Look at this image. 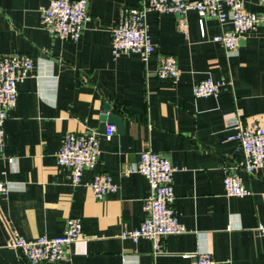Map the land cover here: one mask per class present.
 Segmentation results:
<instances>
[{"label": "crops", "instance_id": "1", "mask_svg": "<svg viewBox=\"0 0 264 264\" xmlns=\"http://www.w3.org/2000/svg\"><path fill=\"white\" fill-rule=\"evenodd\" d=\"M50 1L0 0V55L24 52L35 62L4 124L0 181L8 190L0 191V264H28L10 246L13 230L28 239L54 237L65 232L69 217L82 220L87 238L66 259L41 264H194L184 254L199 250L217 264H264V235L255 229L264 223V169L247 172L239 143L228 140L236 126L264 113V0H246L261 21L235 51L213 40L230 23L206 16L202 33L198 13L189 11L185 33L177 14L149 11L156 50L147 60L112 53L121 8L142 0H89L91 19L77 41L45 28L42 8ZM166 54L178 59L177 81L158 77ZM207 77L222 82L220 92L196 96L194 85ZM105 103L125 123L111 138ZM90 131L98 132L101 154L74 184L57 154L68 133ZM146 148L179 168L174 207L187 228L163 237L160 253L148 238L122 235L147 215L148 179L129 171ZM227 172L240 175L250 194L228 195ZM101 173L118 189L98 199L88 183Z\"/></svg>", "mask_w": 264, "mask_h": 264}, {"label": "built area", "instance_id": "2", "mask_svg": "<svg viewBox=\"0 0 264 264\" xmlns=\"http://www.w3.org/2000/svg\"><path fill=\"white\" fill-rule=\"evenodd\" d=\"M149 11L177 14L178 26L185 33L186 14L189 11L198 13L202 33L205 30L206 16L224 24L230 23L232 28L213 36V40L223 44L227 51L237 50L241 38L255 31L261 21L258 13L247 9L246 0H142L136 6H123L119 12L118 21L112 31V53L115 58L123 53H138L147 60L156 50L147 21ZM42 18L45 28L50 32L64 39L77 41L91 19L89 0H51L42 8ZM34 66L33 57L24 52L0 55V150L4 148V124L8 111L17 104L19 83L31 73ZM157 74L160 78L177 81L181 70L176 56H161ZM222 85V82L207 77L194 85V93L199 97L218 95ZM115 131L116 125L108 124L105 135L111 138ZM228 140L239 143L244 152L243 168L247 172L264 169V113L252 116L247 123L236 126V130L228 135ZM100 154L98 132H70L58 151L57 160L58 164L71 169L72 182L79 184L84 171L96 166ZM9 160L13 162L14 158ZM177 170L179 168L168 157L152 148L144 149L138 164L129 170L138 171L147 177L150 194L144 205L147 215L142 224L136 229L125 230L122 235L135 242L140 238L150 239L156 253L162 251L163 237L187 230L174 207V180ZM88 184L98 199L118 189V184L107 173L97 174ZM224 186L226 193L232 196H245L251 192L242 177L235 172L226 173ZM7 190L6 184L0 181V191L6 193ZM255 229L264 235L263 222ZM84 238L87 237L83 231L82 220L79 217H69L65 232L54 237L42 235L28 239L13 230L10 246L17 249L28 264H41L66 259L71 252V246ZM184 256H194V264H217L214 256L206 250L185 253Z\"/></svg>", "mask_w": 264, "mask_h": 264}, {"label": "water", "instance_id": "3", "mask_svg": "<svg viewBox=\"0 0 264 264\" xmlns=\"http://www.w3.org/2000/svg\"><path fill=\"white\" fill-rule=\"evenodd\" d=\"M110 108H111V104L105 103L104 109L106 111H105V114L103 115V119L109 124L110 123L115 124L117 126L118 132H124L125 123H124L123 119L120 116H118L117 114L110 112ZM104 127L106 130L107 125H105Z\"/></svg>", "mask_w": 264, "mask_h": 264}]
</instances>
